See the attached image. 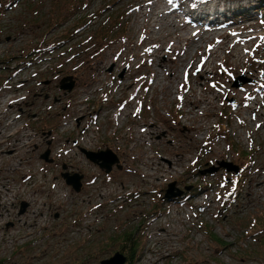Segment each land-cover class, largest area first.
<instances>
[{
	"label": "rangeland",
	"instance_id": "obj_1",
	"mask_svg": "<svg viewBox=\"0 0 264 264\" xmlns=\"http://www.w3.org/2000/svg\"><path fill=\"white\" fill-rule=\"evenodd\" d=\"M176 1L186 2L177 15L190 24L164 28L159 42L149 16L167 0H18L0 8V264H99L117 252L125 264H264L260 2ZM196 28L203 40L173 42ZM162 63L176 70L170 91L156 83ZM69 76L75 87L63 92L59 81ZM72 140L95 141L55 168L54 152ZM106 148L121 166L109 176L81 153ZM46 150L51 163L41 159ZM221 162L242 169L233 180L243 186L238 199L228 198L233 176ZM211 168L219 171L201 173ZM63 171L84 177L79 193ZM171 182L189 193L183 204L163 201ZM198 186L210 191L197 194ZM22 202L28 208L18 215ZM129 232L138 248L130 260L120 236Z\"/></svg>",
	"mask_w": 264,
	"mask_h": 264
},
{
	"label": "bare ground",
	"instance_id": "obj_2",
	"mask_svg": "<svg viewBox=\"0 0 264 264\" xmlns=\"http://www.w3.org/2000/svg\"><path fill=\"white\" fill-rule=\"evenodd\" d=\"M186 2L185 1H176V0H171V2H169V0H167L166 3H162L160 6H157L156 5V12L153 11V13L151 12L150 13V20L151 18L153 17L154 15V18H153V29L156 30V37H154L152 39V42L155 41V42H159L160 40H162V38L165 36L162 32V30L165 28L168 30H171L173 32H175L179 27H181L182 25H189L190 23L186 20V19H183L181 21L180 18H178V15L179 14L178 12L180 11V9L182 8L183 4H185ZM189 3V2H188ZM194 5H188V8L189 10L193 7ZM196 6V5H195ZM211 6V5H210ZM198 7V6H196ZM185 11V10H184ZM191 11V10H190ZM210 11V10H209ZM181 12V11H180ZM183 13V12H182ZM144 14V13H143ZM146 15V14H145ZM144 15V17H145ZM148 18V17H147ZM197 19V18H196ZM195 20V19H194ZM204 20V19H203ZM184 23V24H183ZM151 27V28H152ZM144 28V27H143ZM147 28V27H146ZM183 29V28H182ZM189 30V29H188ZM191 30V29H190ZM150 31V30H149ZM165 32V31H164ZM200 34V29H194V30H191V32H185L182 36H177L175 37V41H173L174 43L176 42H179V41H182V42H185V45L184 47L186 46V43L190 42L189 44L192 45L194 42L196 41H199V40H203V38L199 35ZM154 35V34H153ZM210 37L212 39H215V38H219L218 35H210ZM205 39V38H204ZM238 40V39H237ZM172 42V43H173ZM204 42V41H203ZM212 40L209 41V45L211 44ZM172 43L170 42V44H168L167 46V49L171 48L172 47ZM207 43V42H206ZM161 44H158V45H152V49H153V53H157L158 51H160L159 47H160ZM215 46H217L215 44ZM183 47V48H184ZM174 50L177 48L175 47L174 45ZM183 48H178V51L182 50ZM219 48V46H218ZM165 49V48H164ZM162 51V50H161ZM166 51V50H165ZM164 51V52H165ZM217 50L214 51V53H216ZM168 52V51H166ZM172 53V52H171ZM168 53H166V56H167ZM212 57V56H211ZM152 60V59H151ZM204 67V66H203ZM202 66L199 67V72L202 73V69H203ZM204 73V72H203ZM156 77H157V81L156 83L160 84L162 87H165V89H168V91H170L171 88V81L172 80H175L176 78V70H171V69H168V67L166 66V64H160L159 65V68H158V71H156ZM168 76V77H167ZM131 85V84H130ZM158 86V85H157ZM165 91V90H164ZM79 104V103H78ZM263 106H264V102L262 103ZM3 105V104H2ZM8 106V105H7ZM12 107V105L9 104L8 108L9 107ZM77 106V105H76ZM2 108V107H1ZM85 110V109H84ZM257 110L259 109H255L254 112H256ZM75 111V110H74ZM76 112V111H75ZM74 112V113H75ZM73 113V114H74ZM1 114V113H0ZM2 114H3V111H2ZM76 114V113H75ZM78 114V113H77ZM192 114V113H191ZM82 115V114H81ZM125 115V113H124ZM123 115V116H124ZM131 116V115H130ZM22 119V118H21ZM15 120V119H14ZM254 120V119H253ZM251 122V120H250ZM70 123V122H69ZM13 124V123H12ZM66 124V123H65ZM8 126V124H7ZM65 127H67L66 125H64ZM63 126V127H64ZM22 128V127H21ZM24 128V127H23ZM139 128V127H138ZM137 129V128H136ZM147 129V128H146ZM145 129V130H146ZM143 130V131H145ZM138 131V130H137ZM141 131V132H143ZM149 134L148 132H145L144 134ZM143 135V134H142ZM144 136V135H143ZM20 138V137H19ZM92 138V137H91ZM145 141V140H143ZM154 172V171H153ZM261 185V184H260ZM199 204V203H198ZM201 205V204H200ZM204 205V203H203ZM202 208V207H201ZM31 209V208H30Z\"/></svg>",
	"mask_w": 264,
	"mask_h": 264
},
{
	"label": "water",
	"instance_id": "obj_3",
	"mask_svg": "<svg viewBox=\"0 0 264 264\" xmlns=\"http://www.w3.org/2000/svg\"><path fill=\"white\" fill-rule=\"evenodd\" d=\"M75 81L73 79L72 76H69L61 81H59V89H61L63 92H70L72 89H74L75 87ZM241 86L240 82H236L233 84V88L237 89L238 87ZM82 154L85 155V157L87 158V160L93 164H96L102 171H104V173H111L113 166L115 165L117 169L121 170V166L119 165V160L116 154H113L109 149H104V151H94V152H90V151H86V149H83ZM49 154L50 151L46 150L45 153L43 152L41 155V159H43L45 161V163H51L52 161L49 160ZM220 168H224L226 170V172H232L235 171V174H238V167H236L233 164H226L224 162H221V164H219ZM66 167L63 166V169H65ZM216 172L217 169H213L211 168L207 173H211V172ZM61 177L64 178L67 186H70L73 191L75 190L76 192H80L81 188H82V180H83V176L79 175L77 173L74 174H69L66 173V171H63V173H61ZM176 184L175 182H171L169 183L167 190L164 194V199L166 201H170L171 199H176L178 197H180V195L183 193L182 189H177L176 188ZM187 190V189H186ZM28 207V205L26 204V202H22L21 207H20V211L18 213V215H22L25 211L26 208ZM126 257L123 255V253H115L113 256L109 257V259L104 260L99 262V264H125L126 263Z\"/></svg>",
	"mask_w": 264,
	"mask_h": 264
},
{
	"label": "trees",
	"instance_id": "obj_4",
	"mask_svg": "<svg viewBox=\"0 0 264 264\" xmlns=\"http://www.w3.org/2000/svg\"><path fill=\"white\" fill-rule=\"evenodd\" d=\"M17 1L18 0H5L3 3H2V1H0V8L1 9H5L6 6L12 5L14 2L17 3ZM259 2H260L259 5H257L256 8H254V10H256V12H255L254 15H257V17L260 19L261 16L264 17V0H259ZM242 14H244L243 16L246 17L247 15H245V14H248V11L245 10L244 12H242ZM99 37H100V40H102V41H105L106 40V35H105L104 32H101V34L99 35ZM60 44H62V43H60V42L57 43L55 46H53V49L56 50L60 46ZM49 50L50 49H47V51H49ZM47 51H42V52H46L47 53ZM36 52H37V50L36 51L34 50V51H32V54H36ZM49 129H52V128L50 127L48 129H44V130H49ZM240 153L242 154V152H240ZM242 156L244 157V155H242ZM242 156H240V157L242 158ZM250 156L252 157V155H250ZM244 158L248 161V158L247 157H244ZM248 166L249 167L247 169L251 168V165H248ZM202 189H204L202 186L201 187L198 186V189H197V192L196 193H199ZM242 190H243V186L234 187L233 188V193H231L229 195V197H232L234 193H236V196L239 197L241 195ZM259 224H261V223H259L258 220H255L254 225L251 227V232H255L253 230H255L259 226ZM262 224H264V223H262ZM203 225L205 226V223ZM207 226L208 225H206L207 234H209V237H210L213 234H212V231L209 229L210 227L208 226L209 227L208 228ZM137 230H138V228H137ZM120 236H122L121 239H123L122 241H123L124 245L127 246L129 260L131 258H134L135 255H136L137 249H138L137 248L136 240H134L135 238H133L134 234H132V233L129 232L128 234L126 233L124 235L120 234ZM214 237H215L214 239L217 241L218 244H220V245H223L224 244L221 240L217 239L216 236H214ZM130 241L133 243V245H131V244L129 245V242Z\"/></svg>",
	"mask_w": 264,
	"mask_h": 264
},
{
	"label": "built area",
	"instance_id": "obj_5",
	"mask_svg": "<svg viewBox=\"0 0 264 264\" xmlns=\"http://www.w3.org/2000/svg\"><path fill=\"white\" fill-rule=\"evenodd\" d=\"M62 125L64 126L65 123H63ZM95 131L97 133L96 128L91 130L89 133L95 135ZM94 141L95 140H93V141H86V140L75 141V140H72V141L66 142L68 144H66L65 142L62 143V145H61L62 147L58 148V150L56 152H54V156H57V157L53 156V158L55 159V162H56V167L55 168H58V166H60L63 157H66L67 161H69L70 158L73 157V155L76 156V154L78 153V149H80V146H82L84 144V145H88L89 147H91L93 145ZM86 150L91 151L89 149H86ZM74 173H77V172H73V173H70V174H74ZM94 176H95L94 179H97V178L100 177V174L95 173Z\"/></svg>",
	"mask_w": 264,
	"mask_h": 264
},
{
	"label": "snow or ice",
	"instance_id": "obj_6",
	"mask_svg": "<svg viewBox=\"0 0 264 264\" xmlns=\"http://www.w3.org/2000/svg\"><path fill=\"white\" fill-rule=\"evenodd\" d=\"M169 2H171V0H169Z\"/></svg>",
	"mask_w": 264,
	"mask_h": 264
}]
</instances>
